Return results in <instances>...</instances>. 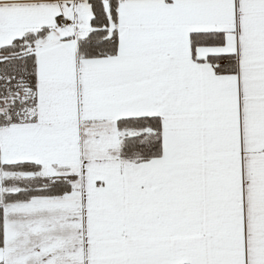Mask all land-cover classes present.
Listing matches in <instances>:
<instances>
[{
  "label": "snow or ice",
  "instance_id": "1",
  "mask_svg": "<svg viewBox=\"0 0 264 264\" xmlns=\"http://www.w3.org/2000/svg\"><path fill=\"white\" fill-rule=\"evenodd\" d=\"M0 264H264V0H0Z\"/></svg>",
  "mask_w": 264,
  "mask_h": 264
}]
</instances>
